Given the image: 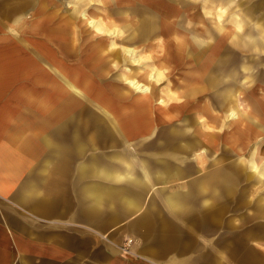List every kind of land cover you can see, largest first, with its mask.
Masks as SVG:
<instances>
[{
  "label": "crops",
  "instance_id": "crops-1",
  "mask_svg": "<svg viewBox=\"0 0 264 264\" xmlns=\"http://www.w3.org/2000/svg\"><path fill=\"white\" fill-rule=\"evenodd\" d=\"M172 1L189 2L193 28L215 38L203 45L177 30L179 12L160 0H0V264H264V187L253 172L264 178V0ZM196 9L228 15L223 38ZM149 17L154 33L143 29ZM155 35L162 72L136 78L145 94L117 71L140 63L132 42ZM189 48L203 63L186 74L178 65L168 98L153 99ZM250 65L257 77L240 88Z\"/></svg>",
  "mask_w": 264,
  "mask_h": 264
},
{
  "label": "rangeland",
  "instance_id": "rangeland-1",
  "mask_svg": "<svg viewBox=\"0 0 264 264\" xmlns=\"http://www.w3.org/2000/svg\"><path fill=\"white\" fill-rule=\"evenodd\" d=\"M134 1H136L139 4L140 0H134ZM160 1H161V7H162L163 10H165V11H167L169 13H173L176 10L179 12L180 15H174V17L172 18V22L175 25L177 30H179V31H181L183 33H186L189 38H194L195 37L197 40H199V42H197V43H203V45H205L206 42H201V41L212 40L213 38H215L213 32H211V30L209 28H207V26H203V28H202V30L200 32L196 31L193 28V26L191 25L192 20L189 18L190 11H191V8L188 6L189 2H187V8H184V6L182 8L181 6H174V3H173L172 0H160ZM186 1H189V0H186ZM70 2H71L70 7L72 9V8H74V6H73L74 4H73L72 1H70ZM17 4H18V2L16 1V4H15L16 7H17ZM75 6H76V10H78V11L79 10H83V9H90V4H87V3L86 4H81V5H75ZM98 7H99V9H101V6L98 5ZM112 7H113L112 4H109L107 6V8L105 9V11L108 12V10L111 9ZM205 8H209V7H205ZM33 9H35V8L33 7ZM144 9L148 10L149 12L150 11L154 12V9H152L149 5H147ZM24 11H27V9H25ZM196 11H198V14L200 15L201 10L196 9ZM24 14H25V12H24ZM201 16H203L204 18H209L210 22L213 25L216 26L215 29L217 30L216 33L218 35V39L223 38V36L225 34L224 23L226 22L225 20L227 19L228 15H224V16H221V17H219V16L215 17V16H208L206 14H202V12H201ZM138 20L139 19H137V21L134 22V25H135L136 28H138V27L140 28V26H138V24H137ZM234 22H235V24H237V23L238 24L239 23L245 24V23H247V19L245 17H243V16H239V18H236L234 20ZM201 24L204 25V22L203 23L201 22ZM147 26L150 27L151 33L156 32V30L154 28H157V22H156V20L153 17H149L148 19H146L145 27L143 26V29H145ZM219 27H220V29H219ZM162 34L164 35V33H162ZM236 34L241 36V34L239 32L236 33ZM260 34L262 35L264 33H260ZM252 35H253V31H249V33L246 36H252ZM163 40H164V38L162 36L155 35L153 37V39H149L148 41H146V43L147 44L149 43L150 45L149 44L145 45L144 42H141V41H138V40L132 42V44H130V45H133L135 47V49H136V53L133 56H136L137 53H138V55L141 57V61H140V63H134L133 61L131 62L130 60H125V61L123 60L124 63H119V69H118L117 73H119V74H123L124 73L125 74L126 71H127V72H129L128 77L134 76L135 78H137V77H141V75L143 74V71L145 69H151L155 73L158 72L159 76H160L162 70L158 69V65H157L156 61H157V57H159V56L162 57L161 55H163V53H164L165 47L162 44ZM119 45L125 46V45H128V44L127 43L124 44L123 42H119ZM186 50H188V52H184L183 51L180 54V56H181V62L180 63L177 64V63H175L174 60H171L172 61L171 62L172 63L171 64V73L162 75L164 79H161V81L159 83H155L153 85V88H152V91H153V94H154L153 99L156 100V99H158L159 96H160V98H168L166 96V94L168 92L167 89L169 87L170 88L173 87L174 83L176 82L174 80V78H175L176 75H179V73H178L179 69L178 70L176 69L178 65L183 67L182 70L186 74L187 70H190V68H189L190 64H192L191 68H194V70H195L197 62L203 63L201 59H200L201 61H197L193 57H191V52H190L191 49L190 48L186 49ZM197 50H198V52H200V51H206L207 49L205 47H203V48H197ZM170 51H172L171 48H170ZM120 53H122V52H120ZM252 68H253V65H250V71H249V73H247V76H245V77H247V79L244 82L240 83V84H242V85H239L240 88L244 87L245 85L246 86L250 85L253 82V80H255V78L257 77L256 75H254L252 77V80H251L250 75L252 74ZM187 73H189V71ZM130 74H132V75H130ZM195 77H197L196 78L197 79L196 82L203 84V88H204L206 82H204V81L201 82L200 81L201 74H199V73L196 74L195 73ZM186 78H189V76H187ZM144 80L147 82L146 79H144ZM236 81L238 82V80H235V81L233 80L232 84H234L233 85L234 87H237V82ZM223 82H224L223 86H221V84H220L221 82L218 84V86H216V85H215V87L209 86L210 88H212L209 91L211 93L215 92V94L220 92V91H223V89H226V87H227V85L229 83L226 80H223ZM164 87H167L166 91L164 90ZM260 88H261V84H259V83L253 85V87L251 88V94L252 93H254V94L255 93L256 94L260 93V91H259ZM215 97L216 96H214V99H215ZM177 100H179V95H178V99ZM218 100H219V98H218ZM165 101L167 102L168 100H165ZM215 102H216V100H215ZM170 104L171 103H169V105ZM235 104H236V102H235ZM225 105H226V103L224 104L223 108L225 107ZM233 108H235V107H233ZM216 109H218V108H216ZM234 110L238 114L237 109L235 108ZM213 113H214L215 120H219V119H221V117L224 118L223 117V113L220 112V111L215 110ZM187 114L188 115H186L185 117H188V118H199L202 113L195 112L193 114L192 113L191 114L187 113ZM149 117L151 118V116H149ZM228 117L232 118L230 115ZM252 119H253V115H252ZM201 121L205 122V120H201ZM263 131L264 130L261 129V133L260 134H263ZM242 160H243V158H242ZM245 161L247 162V164L249 165V168H250L249 155H248V158H246ZM262 163H264V161H261L259 164L261 165ZM253 172H254V174L257 175L258 181L262 182L263 187H264V178L263 177H262V179L259 178V175L257 174V172H255V171H253Z\"/></svg>",
  "mask_w": 264,
  "mask_h": 264
},
{
  "label": "bare ground",
  "instance_id": "bare-ground-1",
  "mask_svg": "<svg viewBox=\"0 0 264 264\" xmlns=\"http://www.w3.org/2000/svg\"><path fill=\"white\" fill-rule=\"evenodd\" d=\"M82 23H84L88 27H94L95 26V29H94L95 32H100L101 31V28L99 26H97V24H96L97 22H95V20L93 18H90L88 16L83 15ZM172 34L174 35L173 36V40L182 39V36H179V37L177 36L178 33L176 32V30L173 31ZM164 35H166V32L164 33ZM132 51H133V49H128V53L127 54H132L133 53ZM136 57H138V56H136ZM143 73L145 75H148L147 77H149L152 81L157 79V75L159 74L158 72H156L157 75H155V72H153L151 69H145L143 71ZM126 82L129 84V86H131L132 88H134V89H136L138 91H142L145 94L149 93L150 86L147 83H144V82L140 81L139 79H136V78L135 79H128ZM160 101L162 102L163 100H160Z\"/></svg>",
  "mask_w": 264,
  "mask_h": 264
},
{
  "label": "built area",
  "instance_id": "built-area-1",
  "mask_svg": "<svg viewBox=\"0 0 264 264\" xmlns=\"http://www.w3.org/2000/svg\"><path fill=\"white\" fill-rule=\"evenodd\" d=\"M131 242H132V239H128V240H126V242H125V244H126V245H125V248H126L127 245L130 244Z\"/></svg>",
  "mask_w": 264,
  "mask_h": 264
}]
</instances>
